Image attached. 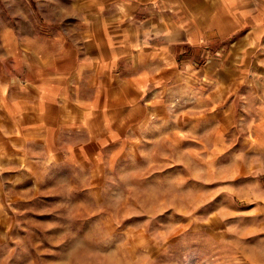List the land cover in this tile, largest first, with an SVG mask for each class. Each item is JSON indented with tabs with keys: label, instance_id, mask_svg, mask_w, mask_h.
<instances>
[{
	"label": "rangeland",
	"instance_id": "obj_1",
	"mask_svg": "<svg viewBox=\"0 0 264 264\" xmlns=\"http://www.w3.org/2000/svg\"><path fill=\"white\" fill-rule=\"evenodd\" d=\"M21 1L44 15L78 2ZM227 87L228 116L178 92L176 115H135L59 157L10 148L0 124V264H264V84Z\"/></svg>",
	"mask_w": 264,
	"mask_h": 264
},
{
	"label": "crops",
	"instance_id": "obj_2",
	"mask_svg": "<svg viewBox=\"0 0 264 264\" xmlns=\"http://www.w3.org/2000/svg\"><path fill=\"white\" fill-rule=\"evenodd\" d=\"M77 1L53 15L2 8L10 148L98 149L135 115L175 114L178 92L206 117L228 116L227 86L264 84V0H109L106 12L103 0Z\"/></svg>",
	"mask_w": 264,
	"mask_h": 264
}]
</instances>
